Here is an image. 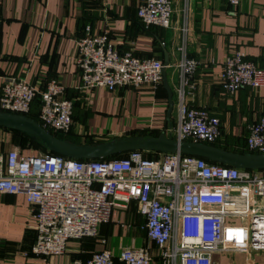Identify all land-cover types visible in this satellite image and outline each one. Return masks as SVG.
<instances>
[{"label":"built area","instance_id":"built-area-1","mask_svg":"<svg viewBox=\"0 0 264 264\" xmlns=\"http://www.w3.org/2000/svg\"><path fill=\"white\" fill-rule=\"evenodd\" d=\"M236 7L240 0H226ZM173 0H140L137 17L146 27L167 28ZM177 122L170 134L178 140L215 142L220 119L205 107L189 106L197 61L186 54V27L182 28ZM75 61L80 89L156 85L163 63L154 57L119 53L108 33L93 34L90 26L76 41ZM228 94L241 88L264 87V67L233 50L218 74ZM188 89V90H187ZM40 96L39 124L49 132L68 133L73 125L74 101L55 78L39 90L24 78L8 77L0 92V110L30 111ZM248 150L264 153V115L248 128ZM0 193H22L34 205L35 240L29 252L47 258L62 254L68 240L94 236L116 208L135 201L144 219L147 237L158 248L162 264H212V253L264 252V169H242L209 163L181 152L144 156L132 150L119 158L75 159L44 152L25 155L12 148L0 154ZM123 264H150L149 245L124 247ZM108 248L68 264H113Z\"/></svg>","mask_w":264,"mask_h":264},{"label":"crops","instance_id":"crops-1","mask_svg":"<svg viewBox=\"0 0 264 264\" xmlns=\"http://www.w3.org/2000/svg\"><path fill=\"white\" fill-rule=\"evenodd\" d=\"M139 2L0 0V92L8 77L24 78L39 90L55 78L75 102V130L84 125L120 139L167 135L177 122L178 46L185 26L186 54L198 63L185 101L189 106L205 107L220 119L215 146L246 151L249 126L264 115V87L228 94L220 87L218 74L233 50L264 67V0H240L236 7L226 0H173L167 28L142 25L136 14ZM87 25L93 34L108 33L119 53L131 51L160 60L165 65L161 82L114 91L80 89L75 49ZM164 79L172 92L171 103ZM12 148L33 154L32 148L20 145L19 135L0 127V154ZM34 209L22 193H0V264H68L73 259L86 260L104 248L112 252L113 264H123L118 259L122 248L143 245L150 247V264H162L135 201L114 209L94 236L70 239L62 254L47 258L29 252L36 235ZM211 258L212 264H264V252L217 251Z\"/></svg>","mask_w":264,"mask_h":264},{"label":"water","instance_id":"water-1","mask_svg":"<svg viewBox=\"0 0 264 264\" xmlns=\"http://www.w3.org/2000/svg\"><path fill=\"white\" fill-rule=\"evenodd\" d=\"M163 82L168 91L169 103H171L172 92L166 85L165 79ZM0 127L26 131L37 137L48 149L75 159H103L132 150L181 152L242 169H264V153H238L205 142L178 140L173 138L170 133L166 135L162 132L157 137L135 136L97 144H76L56 137L38 122L25 115L1 111Z\"/></svg>","mask_w":264,"mask_h":264},{"label":"trees","instance_id":"trees-1","mask_svg":"<svg viewBox=\"0 0 264 264\" xmlns=\"http://www.w3.org/2000/svg\"><path fill=\"white\" fill-rule=\"evenodd\" d=\"M40 103H41L40 96H39V94H36L34 99H33V101L31 102L30 111L27 112V113H19V114L25 115V116H27V117H29V118H31V119H33V120H35L36 122L39 123L38 110H39ZM74 106H75V102H74ZM1 112L10 113L8 111H1ZM73 120H74V116H73ZM2 128L7 129V130H11L14 134L19 135L20 136V145L22 147H28V148H33L34 149V146H33V142H34V143H37L38 145H40L45 150V152L52 153V154H57L54 151L48 149L33 134H30V133H28L26 131H21V130H17V129H14V128H10V127H2ZM50 132L52 134H54L56 137L60 138V139H63V140L69 141V142H73V143H76V144H80V142H78V140H76V138H73V137H75V135L73 137L70 135L71 133L73 134L72 129L68 133H65V134L61 133V132H52V131H50ZM158 135H155V136L157 137ZM70 136L72 137V139L69 138ZM87 143L88 144H92V143H90L88 141H87ZM205 143H209V144H213L214 145L215 142H212V143L205 142ZM245 145H246V139H245ZM246 147H247V145H246ZM238 153H258V152L250 151V150H248V148H246V151H238ZM126 154H127V152L118 153V154H114V155H111V156H107V157H105L103 159L119 158V157H122V156H124ZM143 154H144V156H147V157H153V156H155L157 154V152H155V151H143ZM94 159H97V158H94ZM204 159L206 161H208L209 163L225 165V164H222V163L210 161V160H208L206 158H204ZM80 160H83V159H80Z\"/></svg>","mask_w":264,"mask_h":264},{"label":"flooded vegetation","instance_id":"flooded-vegetation-1","mask_svg":"<svg viewBox=\"0 0 264 264\" xmlns=\"http://www.w3.org/2000/svg\"><path fill=\"white\" fill-rule=\"evenodd\" d=\"M105 134H106V132L104 130L95 131L92 128L87 127V128H85L82 136H84V139L87 140L88 142L95 141L96 143H94V144L102 143V142H109L112 140H120V138H118V137H113V136H110L109 134L108 135L107 134L105 135ZM87 141L81 142L80 144H88Z\"/></svg>","mask_w":264,"mask_h":264},{"label":"rangeland","instance_id":"rangeland-1","mask_svg":"<svg viewBox=\"0 0 264 264\" xmlns=\"http://www.w3.org/2000/svg\"><path fill=\"white\" fill-rule=\"evenodd\" d=\"M107 91H109V90H107ZM105 97L108 98V95H105ZM85 128H86V126H84V125L78 126L77 127V130H80L81 131L80 133H78L77 130H75V125L73 124L72 125V132H73V134L71 133L70 135L72 137L75 135V137H73V138H76V140H78V142H80V143L81 142H86L87 140H85L84 139V136H82V134L84 133ZM71 136L69 138L72 139ZM33 146H34V149L32 148L30 153H33V154H42V153L45 152V150L40 145H38L37 143H34L33 142Z\"/></svg>","mask_w":264,"mask_h":264}]
</instances>
